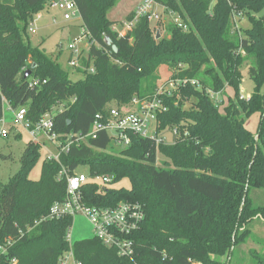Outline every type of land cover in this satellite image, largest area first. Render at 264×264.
<instances>
[{"label":"trees","instance_id":"1","mask_svg":"<svg viewBox=\"0 0 264 264\" xmlns=\"http://www.w3.org/2000/svg\"><path fill=\"white\" fill-rule=\"evenodd\" d=\"M48 1L0 0V119L5 103L12 109L25 107L32 124L63 103L64 109L53 117V132L85 135L108 105L152 99L157 87L147 84L143 89L142 83L160 67L173 71L170 80L198 84L180 85L162 100L166 111L157 115L156 133L175 129L172 144L129 134L130 145L115 156L105 152L114 145L101 132L97 139L71 145L58 162L45 159L39 179L33 181L28 175L41 145L30 142L16 174L7 184L0 182V241L17 237L19 229L25 231L0 264L13 258L17 264H58L70 249L67 235L73 217L33 224L64 200L67 182L57 179L61 169L71 174L79 167H87L90 178L113 176L111 183L128 179L131 186L106 189L88 182L82 187L86 205L138 203L145 217L131 234V258L119 257L93 236L72 244L78 261L229 264L235 246L247 238L246 224L264 220V205L251 199L253 189L264 190V16H258L264 0H153L187 26L184 31L172 23L169 37L159 39L146 17L119 36L108 19L117 0H75L95 41L89 53L94 71H81L83 78L77 81L70 79L58 58L30 43L28 23ZM233 12L247 18L250 28L235 31ZM133 17L131 13L127 20ZM243 53L253 60L247 74L254 88L248 99L240 96ZM34 80L39 84L31 87ZM227 88L232 96L221 110L209 92L222 94ZM257 114L253 136L247 122ZM158 154L171 168L156 166ZM29 226L34 227L28 232ZM250 255L264 264V254L252 250Z\"/></svg>","mask_w":264,"mask_h":264},{"label":"built area","instance_id":"2","mask_svg":"<svg viewBox=\"0 0 264 264\" xmlns=\"http://www.w3.org/2000/svg\"><path fill=\"white\" fill-rule=\"evenodd\" d=\"M161 9L162 12H159ZM56 11L61 20L66 23H79L81 33L79 37L68 44L69 58L67 64L74 71H89L93 72V62L89 57L90 49L95 44L89 31L86 29L79 9L75 0H49L42 10L36 13L29 21L27 26V33L34 34L38 27V22L42 19L43 12ZM162 15H167L172 18V23L178 25L184 31H187V26L183 24L181 18L168 11L162 5L155 3L153 0H143L134 11V17L123 23V27L118 30L113 27V30L119 36L126 35L127 32L134 28L136 22L146 17L148 21L160 22ZM243 15L241 13L233 12L232 22L236 30H240L237 26V21ZM56 23V18H53ZM82 43V48H78V43ZM89 63L86 67L85 63ZM187 82L191 84H198L195 80L186 79H171L154 93L152 99L140 100L134 98L129 106H118L110 104L105 109L104 113L96 115L90 131L85 134H65L57 135L53 132V117L55 113L64 109V104H59L52 112L43 115L40 120L32 124L27 120V110L25 107H18L12 109L13 114V128L18 129L22 127L31 138V142L40 143V137L56 144V153L49 154L46 159L59 161L61 154L68 153L71 145L86 143L89 139H97L99 133L106 132L110 137L114 147L127 148L130 145L129 134L137 135L142 138L154 140L157 144L164 143L163 133L157 135V115L165 112L166 107L163 105V98L171 97L174 92ZM39 84L38 80L31 81L30 86L35 87ZM210 93V92H209ZM213 94H211L212 96ZM2 125L3 122H2ZM11 129L0 130V137H7ZM172 130V136L177 135L175 129ZM75 170L69 173L68 170L62 168L57 179H65L67 182L66 196L62 202L54 203L49 212L42 216L39 220L34 222V226L45 221L58 220L63 217H75L76 215H84L93 227L94 237L99 239L105 246L116 250L119 257L131 258L134 255V245L131 240V234L139 228L141 222L144 220L145 214L143 207L138 203L121 202L114 207H97L88 206L83 201L82 187L88 182H99L102 185L109 184L113 181V176H102L90 178L87 173H78ZM26 227L29 232L32 227ZM25 234V231L18 230L17 237H7L0 241V260L7 256L8 249L11 248L17 241H19ZM69 233L67 241L70 249L65 251L59 258L58 264H83L78 261L71 249L72 244L69 241ZM17 258L10 259L8 264H17Z\"/></svg>","mask_w":264,"mask_h":264},{"label":"rangeland","instance_id":"3","mask_svg":"<svg viewBox=\"0 0 264 264\" xmlns=\"http://www.w3.org/2000/svg\"><path fill=\"white\" fill-rule=\"evenodd\" d=\"M143 0H117L116 5L108 12V19H110L115 25L114 27L120 30L123 27V23L127 21L128 16L131 13H134L136 8ZM159 12H162L159 9ZM161 21L151 22L150 27L152 33L155 36V39L159 38H168V28L172 24V18L167 15H162ZM259 17L264 16V9L259 13ZM56 18V23L53 22V18ZM237 21V26L241 30H247L250 28V23L242 16L240 20ZM37 31L30 35V43L34 47H39L43 52L52 58H58V63L64 71L69 73V77L72 81H77L82 79L83 76L81 71H74L67 64L69 58V51L67 50L68 44L76 40L80 33L81 28L79 23H66L63 22L56 11H49L42 13V19L37 24ZM235 31V26L233 24ZM159 34V37L157 35ZM82 43H78V48H82ZM244 61L241 66L242 82L240 85V96L241 98H250V95L254 88V83L249 78L247 72L249 67L252 65L253 60L247 58L243 53ZM173 73L167 67H160L156 73L147 79L143 80L142 87L147 84H151V87L154 86L159 89L163 86L166 81H170L171 74ZM213 94L210 92V95ZM232 96L231 89L227 88L222 94H213L212 97L216 104L220 105V109L227 104V98ZM56 114V113H55ZM3 120V124L1 123ZM259 121V115H254L248 119L247 128L252 133L256 135L257 126ZM13 116L11 110L7 105H3V117L0 119V130L11 129L7 137H0V154L3 157H0V182L2 184H7L9 179L16 174L20 168V158L25 151L27 145L31 142V138L28 136V133L22 128L19 127L17 130L13 128ZM18 132V133H17ZM19 135V136H18ZM18 136V137H17ZM164 139L163 142L166 144H172L176 136H172V130L167 129L163 133ZM41 149L39 151V158L36 161L35 165L29 172V179L37 181L41 174V166L43 161L49 154L56 153V144L51 141L46 140L43 137H40ZM39 144V143H38ZM125 148H108L105 152L115 156H119L120 152ZM167 160L161 156L157 155L156 166L159 168H171L170 165L165 164ZM78 173H87V167H79L77 169ZM96 184L100 187L106 189H126L131 188L130 182L128 179H123L122 181L116 183H109L102 185L99 182ZM251 199L254 204L264 205V190L253 189L251 191ZM246 230L248 231L246 240L235 246L233 253L230 257L229 264H257L256 261L251 257L250 251H256L259 254H264V220L261 218H255L249 221L246 224ZM94 236L93 227L88 219L80 214L76 215L73 218V224L69 231V241L74 243L83 239H89Z\"/></svg>","mask_w":264,"mask_h":264},{"label":"water","instance_id":"4","mask_svg":"<svg viewBox=\"0 0 264 264\" xmlns=\"http://www.w3.org/2000/svg\"><path fill=\"white\" fill-rule=\"evenodd\" d=\"M157 37H159V34L157 35ZM30 73H31V70L26 71L24 77L27 78L30 75ZM229 260H230V258H229Z\"/></svg>","mask_w":264,"mask_h":264},{"label":"crops","instance_id":"5","mask_svg":"<svg viewBox=\"0 0 264 264\" xmlns=\"http://www.w3.org/2000/svg\"><path fill=\"white\" fill-rule=\"evenodd\" d=\"M6 105H7V107L9 108V110H11V113H12V108L7 104V103H5ZM4 104V105H5ZM12 116H13V114H12ZM3 122V120H1V123ZM17 130V129H16ZM18 133V132H17ZM29 136V135H28ZM40 144V143H39Z\"/></svg>","mask_w":264,"mask_h":264}]
</instances>
